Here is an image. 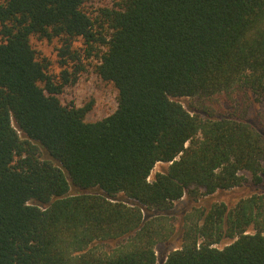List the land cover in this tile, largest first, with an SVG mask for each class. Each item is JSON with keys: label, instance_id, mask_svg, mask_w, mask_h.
Returning a JSON list of instances; mask_svg holds the SVG:
<instances>
[{"label": "trees", "instance_id": "16d2710c", "mask_svg": "<svg viewBox=\"0 0 264 264\" xmlns=\"http://www.w3.org/2000/svg\"><path fill=\"white\" fill-rule=\"evenodd\" d=\"M89 1L0 0V264H156L187 193L263 181L257 130L176 99L264 102V0H115L95 18ZM31 37L61 39L73 72L50 75ZM90 59L116 91L95 122L58 98ZM181 239L162 264H264V192L187 214Z\"/></svg>", "mask_w": 264, "mask_h": 264}, {"label": "rangeland", "instance_id": "374dc122", "mask_svg": "<svg viewBox=\"0 0 264 264\" xmlns=\"http://www.w3.org/2000/svg\"><path fill=\"white\" fill-rule=\"evenodd\" d=\"M115 0H91L85 4V8L91 18H95L98 9L103 5ZM30 44L36 51L39 59H45L48 63V72L60 79V72L63 69L73 72V64L68 63L67 67H62L59 63L58 49L62 46V40L54 38L50 41L40 40L37 37L30 38ZM82 48V41L78 39L73 43L72 49ZM81 50V49H80ZM82 53V51H80ZM85 69L78 76L74 84L68 85L62 94L58 96L62 103L73 102L77 107L91 105V109L86 116L87 122H95L112 114L116 109V91L111 84L101 81L93 71L94 60L85 61ZM184 109L190 113H196L200 118H204V112L209 111L215 116L233 115L250 124L264 138V102H256L251 94L247 95H220L213 99L199 98H178L176 99ZM168 164L157 163L148 178L151 182L157 173L167 170ZM246 182L240 187L218 191L210 196H203L200 191L194 194H186L180 201L176 202L168 216L167 225L172 229L170 236L158 243L155 247L156 264H162L166 256L173 250L178 249L182 244L181 229L183 218L195 210H208L214 204L223 203L228 209L233 208L240 200L253 194L264 192V178L261 184L255 186L251 182L249 175H245ZM91 190L87 193H94ZM70 194H75L74 188H70ZM117 200L130 204L131 201L119 195ZM248 233H253L249 230ZM229 241H223L217 247L227 245Z\"/></svg>", "mask_w": 264, "mask_h": 264}]
</instances>
